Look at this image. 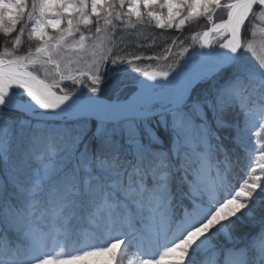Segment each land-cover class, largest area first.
Segmentation results:
<instances>
[{"label": "snow or ice", "instance_id": "6c2138e0", "mask_svg": "<svg viewBox=\"0 0 264 264\" xmlns=\"http://www.w3.org/2000/svg\"><path fill=\"white\" fill-rule=\"evenodd\" d=\"M200 20L208 51L128 35ZM257 21L264 0H0V264H264ZM89 45L83 68L65 55ZM174 45L166 70L140 67ZM86 232L110 238L46 252Z\"/></svg>", "mask_w": 264, "mask_h": 264}, {"label": "trees", "instance_id": "16d2710c", "mask_svg": "<svg viewBox=\"0 0 264 264\" xmlns=\"http://www.w3.org/2000/svg\"><path fill=\"white\" fill-rule=\"evenodd\" d=\"M224 12L218 11L216 15V21L219 22L221 18H224ZM154 22H149L148 24L133 29L132 27L129 28L128 35L132 38V40H136L139 38H146V37H152L151 40H146L145 42L148 44L149 47L156 46L157 43H163L165 40L168 39L169 36H178L182 35L183 40L182 44L183 47H186L191 52L192 50L199 49V42L202 36L203 31L207 30V25L203 20L200 21H190L188 22L182 29H158L155 28ZM264 28V22L257 21V30H256V36L254 38L250 37V39H253L257 45L262 41L261 34L259 29ZM172 47V58L168 61H165L164 59L160 60H151V59H145L142 63H140V67L144 68L145 70L149 69H157V70H166L168 65H170L173 61V59H176L178 54L182 51V48L180 45H174ZM147 56H155L156 53L154 52H148L146 53ZM161 55L163 56V49H161ZM130 58V57H129ZM130 83V81H129ZM264 142V141H263ZM262 142V143H263ZM225 143L227 144L228 141L226 140ZM212 171L213 169H210L208 173L203 177L206 181H211L212 179ZM240 180V175L236 174L233 178L232 183L235 184L236 181ZM87 233V232H86ZM104 235L106 234H96L92 235L93 243H99L103 240ZM53 244H51L48 248H51ZM80 245L77 246H71L65 247L67 251H75ZM125 248V246H122V249ZM155 249H151L150 251H153ZM136 249L131 250H125L122 253H118V261L119 264H132L134 259L136 258Z\"/></svg>", "mask_w": 264, "mask_h": 264}, {"label": "rangeland", "instance_id": "374dc122", "mask_svg": "<svg viewBox=\"0 0 264 264\" xmlns=\"http://www.w3.org/2000/svg\"><path fill=\"white\" fill-rule=\"evenodd\" d=\"M211 38V37H210ZM212 39V38H211ZM213 47H216V42L215 40H213ZM201 50V49H198ZM65 55H71L73 57V59H76L77 57L83 58V62L79 65H77V67H85V65L90 62V58L92 56V52H91V45L88 46V50L87 51H82V52H66ZM156 70V69H153ZM158 71V70H156ZM257 131H259V129H257ZM258 139V138H257ZM263 142V141H260ZM264 143V142H263ZM257 155H259V153H257ZM240 182L242 183V180H240ZM111 235H116V233H112ZM86 240L84 243H81L80 247H78L77 249H75V251H67V249L61 245L60 243H53L51 248H46V252L56 258V259H66L68 254H79L80 250H85L87 248V250H90V247L88 246H94L96 244H93L92 239L87 235L86 236ZM110 237L108 235H104L103 240H107ZM101 242V241H100ZM99 242V243H100ZM137 251V250H136ZM153 252H155V250H153ZM142 256V252L141 251H137L136 252V258L135 260L132 262V264H138L139 259ZM80 264H95V258H92L88 261H81Z\"/></svg>", "mask_w": 264, "mask_h": 264}, {"label": "water", "instance_id": "95a60500", "mask_svg": "<svg viewBox=\"0 0 264 264\" xmlns=\"http://www.w3.org/2000/svg\"><path fill=\"white\" fill-rule=\"evenodd\" d=\"M202 38V37H201ZM203 51H208V49H203ZM152 71H154V70H152ZM142 79H143V77H142Z\"/></svg>", "mask_w": 264, "mask_h": 264}, {"label": "bare ground", "instance_id": "6f19581e", "mask_svg": "<svg viewBox=\"0 0 264 264\" xmlns=\"http://www.w3.org/2000/svg\"><path fill=\"white\" fill-rule=\"evenodd\" d=\"M211 39V38H210ZM203 51V50H202Z\"/></svg>", "mask_w": 264, "mask_h": 264}]
</instances>
